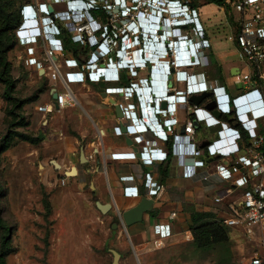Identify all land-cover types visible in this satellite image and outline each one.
Wrapping results in <instances>:
<instances>
[{
  "label": "built area",
  "instance_id": "2783aa9c",
  "mask_svg": "<svg viewBox=\"0 0 264 264\" xmlns=\"http://www.w3.org/2000/svg\"><path fill=\"white\" fill-rule=\"evenodd\" d=\"M50 1L38 5L26 4L21 10L22 22L16 34L19 42L23 43L20 45L27 48L26 63L29 66L47 63L49 69L54 70V78L60 81L62 88L53 87L49 95L53 98V94L58 93L59 107L77 105L72 84L116 83L119 85L106 88V93L123 94L127 100H132L136 93L141 94L139 83L134 82L131 75L136 77L140 68L153 69V78L150 74L149 78L139 80L144 85L155 84L153 91L150 86L144 88L151 103L141 95L145 113L139 116L140 119L147 117V107L151 108V104L156 102L158 114L152 115L157 120L155 124L148 123V126L139 124V117L134 111L139 110L137 97V102L128 107L121 105L124 118L134 123L127 127L140 149L112 155L114 160L134 159L142 165H153L166 161L165 151L156 147V140L144 141L143 134L151 131L157 139L168 141L179 122L176 116L158 121L159 116H169L166 111L161 114L162 100L168 99L170 114H176L178 105H188L192 95L208 93L207 101L215 107L192 106L195 121L187 122L186 136L176 135L178 140L187 142L180 159L181 176L185 179L200 177L208 181L211 174L207 171L202 175L201 170L214 168V174L229 183L225 190L216 193L217 203L224 202L233 192L231 185L243 190L241 202L231 205L230 215L223 217L221 223L226 227L258 228L264 234V0H224L222 5H218L222 10L226 7L233 13V41L238 58L248 68L238 69V74L233 75L236 85L245 86L235 97L229 94L226 86L209 85L205 73L188 71L208 65L211 48L195 0H89L90 7L102 12L99 18L93 14L80 16L77 10L81 0ZM197 1L200 3L202 0ZM60 5L66 6V9H57ZM49 7L53 8V12ZM142 22L150 25L148 33L144 32ZM62 35L69 37L73 44L91 51L85 62L80 58L65 57L68 50ZM41 47L44 52L40 54L38 49ZM152 49L153 53L148 52ZM143 53L149 55L148 61L133 62L132 55H138L142 60ZM59 55L64 56L66 72L60 64ZM157 56L161 61L154 60ZM119 61L128 70L130 77L127 85L121 84L125 70L118 69ZM170 67L175 71L168 88ZM179 81L186 83L184 90L175 86ZM168 90L170 94L167 98ZM181 95H187L186 102L179 97ZM54 108L52 100L38 110L52 112ZM224 115L231 118V122L224 119ZM194 122L219 128L205 148L194 141ZM116 130L119 135L123 134L120 127ZM144 177L149 197H157L164 186L155 182L150 173L144 174ZM125 178L131 180L133 177ZM125 193L135 197L140 194L138 187H127ZM175 217L176 213H172L171 219ZM155 247L163 248L164 242L156 241ZM243 264H264V254L256 252Z\"/></svg>",
  "mask_w": 264,
  "mask_h": 264
},
{
  "label": "crops",
  "instance_id": "0c3cea01",
  "mask_svg": "<svg viewBox=\"0 0 264 264\" xmlns=\"http://www.w3.org/2000/svg\"><path fill=\"white\" fill-rule=\"evenodd\" d=\"M201 3L202 1L196 6L200 11L201 23L206 29V39L211 44L209 64L193 67L188 69V71L193 74L205 73L209 85L226 86L229 94L235 97L245 89V86L242 85L243 88L237 90V92L233 90L236 88V84L234 83L232 71L235 69L248 70V68L238 58V51L233 41L234 28L232 23H229L225 11L221 7L214 3ZM206 5H211L218 9L219 14L216 13L214 16L202 13ZM62 6H57V9L60 10ZM228 39L231 41L228 42ZM226 43H231L233 54L230 55L231 51L225 50L226 46L224 45ZM67 50L65 57H74L72 50ZM148 52L153 53V49ZM147 56L144 54V57ZM59 57L60 64L63 65L64 56L59 55ZM79 58L82 62H85L88 57L87 55H80ZM131 58H133L135 63L144 60L143 57L142 60H136L135 55H132ZM125 62L128 63L129 61L126 59ZM45 65L49 64L46 63L41 68H45ZM135 67L137 66L135 65ZM157 67L159 68V66ZM63 71H67L64 65ZM150 74L152 75L151 78H153V69L140 68L138 75L131 77L134 82L139 83V94L143 95L148 103L151 102L148 100V92L144 88L150 86L153 91L155 84L144 85L139 80L149 78ZM122 76L123 81L121 84L127 85L128 77H130L128 70H125ZM116 85L119 84H72L71 90L77 99V105L59 109L55 107L52 112H40L38 110L40 106L50 104L54 100L48 95L49 100L44 104L38 105L36 110L42 118L41 131L46 127L47 129L49 128V134L53 133L52 139L48 135L44 136L43 140L44 144H52L50 155H53L54 160L51 159L50 163L57 162L60 168L57 169L53 164L54 168L56 170L64 169V178L78 185V188L87 187L90 190L84 200H86L87 208L91 209L90 212L94 211L99 215L102 222L99 228L106 230L109 227L108 229L111 232L116 233L115 238L111 239L108 236L104 240V248H109L111 254L112 250H116L121 255L120 264H128L131 262V258L135 262L137 260L139 264H148L146 257L151 254L181 249L190 242L193 243L194 238L191 226L194 213H212L216 220L221 221L223 217L230 215V207L233 203L241 202L243 190L231 185L233 192L224 202L217 203L215 201L216 193L225 190L229 183L221 181L214 174V168L206 171L201 170L200 174L202 175L206 174L205 172L207 171L211 174L208 181H204L200 177L185 179L181 176L179 159L171 154L165 162H156L153 165H142L134 159L114 160L112 158L113 154L130 153L140 149L131 133L128 132L122 135L117 133L116 128L119 127L120 123L126 126L134 123L127 117L118 119L115 107L110 103L111 100H116L124 107H128L131 103L137 102L136 97L132 100H127L123 94L107 93L108 96L105 98L100 91L101 89L106 91V88ZM56 86L62 88L60 81L58 79L55 80L53 76L48 93ZM175 86L179 90H184L186 83L179 81ZM167 87H171L170 81H167ZM208 96L199 104L190 102L188 105H178L177 113H171L167 118L159 116L158 121H164L173 116H176L179 120L174 128V134L169 137L168 141L157 139L151 131L143 134L144 141L156 140L158 143L156 145L157 148L163 149V151L173 150L175 135L186 136L187 122L189 120L195 121L192 106L209 108L211 104L207 101ZM167 103V107L170 108V102ZM151 108L147 107L148 116L142 119H140L139 110H134L137 113V118L139 117L140 125L155 124L157 118L152 115L153 112H150ZM60 110L69 111L66 122H63L66 127V135L62 134L61 129L56 128V131L53 130V123L48 125V116ZM156 114L158 112L155 111ZM227 120L231 122L232 119L227 118ZM194 125V141L199 147L203 143L213 140L219 129L218 127L210 128L203 123L197 122H194ZM180 143L183 145L182 151H185L187 142L181 141ZM82 152L85 153L86 162L81 159ZM72 170H75L76 174L68 175V172ZM146 173H150L154 181L163 185L164 189L157 197L153 198L154 205L150 211L144 213L141 222L125 226L120 220L122 212L136 207L145 197L151 198L144 186V174ZM125 177L133 178L129 180ZM127 187H138L139 196L126 195L125 188ZM98 203L110 205L111 207L107 212H102L97 206ZM90 205L91 207H89ZM172 213H176V217L173 220L171 219ZM117 227L119 232L116 230ZM227 228L228 230L232 228L234 231L243 234L250 241H254L257 244V253L264 254V234L258 228L250 230L244 226ZM156 241H163L164 248H156ZM128 254H130V258L127 256ZM148 262L150 264L152 261L149 260Z\"/></svg>",
  "mask_w": 264,
  "mask_h": 264
},
{
  "label": "rangeland",
  "instance_id": "374dc122",
  "mask_svg": "<svg viewBox=\"0 0 264 264\" xmlns=\"http://www.w3.org/2000/svg\"><path fill=\"white\" fill-rule=\"evenodd\" d=\"M14 1L11 12L16 22L6 35L12 44L8 59L10 74L16 81L13 91L16 100L5 97V85L0 81V209L8 226L12 227V252L7 264H111L113 255L109 248H104V240L108 236L115 238L116 233L109 227L99 228L102 223L99 215L90 212L84 200L90 190L78 188L65 179L64 169L56 170L50 163L54 160L50 155L52 144L43 143L48 135L52 139L53 133L49 134L46 127L41 131L42 118L36 107L49 100L55 72L49 65L45 68L29 66L27 48L16 39L23 7L51 1ZM209 1L202 0L201 4ZM65 9L66 6L60 7V10ZM223 11L231 23L232 11L226 7ZM202 13L215 16L219 11L206 5ZM224 46L233 54L231 43ZM38 51L44 52L42 47ZM42 69H46L44 74H41ZM242 88L237 84L233 90L237 92ZM68 112H54L48 116V125L53 123V130L61 129L66 135L64 123ZM26 137L38 141L31 143ZM116 230L119 232L118 227ZM228 231L230 240L224 245L198 249L190 242L181 249L151 254L146 257L147 263L150 260V264H243L257 252V244L232 228ZM3 232L0 230V237ZM127 256L130 258V254ZM130 261L128 264H139L133 258Z\"/></svg>",
  "mask_w": 264,
  "mask_h": 264
},
{
  "label": "trees",
  "instance_id": "16d2710c",
  "mask_svg": "<svg viewBox=\"0 0 264 264\" xmlns=\"http://www.w3.org/2000/svg\"><path fill=\"white\" fill-rule=\"evenodd\" d=\"M223 2L224 0L209 1V3H214L216 5H222ZM194 3L199 4L197 0H195ZM14 5V0H0V81L5 85L4 95L9 100H16L13 95L16 81L10 74V64L8 59V53L11 50L12 44L6 35L16 22L15 14L11 12ZM92 14L96 18L102 16V12L98 10H93ZM231 20L234 21V16ZM61 37L65 42L66 48L72 50L74 57L79 59L80 55H87V57L90 56L91 51L88 49H85L79 44H73L69 37H65L64 35ZM16 39L19 42L17 35ZM223 118L227 119L228 117L224 115ZM25 140L30 141L31 143H36V141H38L31 137H26ZM0 230L4 231L0 237V264H7V257L12 252V227H9L8 223L3 218L1 209ZM191 230L194 238L193 244L198 249H208L214 246L224 245L230 240L228 228L224 226L221 221L216 220L212 213H194Z\"/></svg>",
  "mask_w": 264,
  "mask_h": 264
},
{
  "label": "water",
  "instance_id": "95a60500",
  "mask_svg": "<svg viewBox=\"0 0 264 264\" xmlns=\"http://www.w3.org/2000/svg\"><path fill=\"white\" fill-rule=\"evenodd\" d=\"M49 10H50V12H53L52 7H49ZM54 58L56 59V57H54ZM44 73H45V69L41 70V74H44ZM236 74H238V69H235L232 71V75H236ZM170 78H172V77H170ZM100 91H101L103 97L106 98L108 96L105 89H101ZM208 95H209L208 93L192 95L190 97V102H194V103L199 104ZM53 99H54L55 107L57 109H59L60 107L57 103L58 93L53 94ZM110 103H111V105H113L115 107L117 118L118 119H124V113H123V109L121 107V104L118 103L116 100H111ZM214 107H215L214 104H211L209 106L210 109H213ZM160 108L166 109L167 108V102L162 101L160 103ZM156 109H157V105H156V102H154V103H152V109L150 110V112L155 113ZM216 115H218V113H216ZM119 127H120V130L123 134L128 133V127L126 125H124L123 123H120ZM208 144H209V142H205L200 147L205 148L208 146ZM81 159L86 162V156H85L84 152H82V154H81ZM53 164L57 167V169L60 168V165L57 162H53ZM75 174H76L75 170L68 172V175H75ZM153 205H154V199L145 197L142 199L140 204H138L136 207H133L132 209H129L127 211L122 212V214L120 215V220L124 223L125 226H131L135 223L141 222L143 220L144 213L150 211L152 209ZM97 206L99 207V209L102 212H107L111 207L110 205H101L100 203H98ZM111 252L114 256L113 264H120L119 261H120L121 255L116 250H112Z\"/></svg>",
  "mask_w": 264,
  "mask_h": 264
},
{
  "label": "clouds",
  "instance_id": "9594fccd",
  "mask_svg": "<svg viewBox=\"0 0 264 264\" xmlns=\"http://www.w3.org/2000/svg\"><path fill=\"white\" fill-rule=\"evenodd\" d=\"M90 6H91V4H90L89 0H81L80 8H78V10H77L78 11V14L80 16L81 15H87V14H90L91 15L92 14V11L94 10V8H92ZM143 59L146 60V61H148V56L147 57H143ZM117 67H118L119 70H127V68L124 67V64H123L122 61H119L118 62ZM174 71H175V68L170 67V72L171 73L168 76V81L171 80L170 77H172V73H174ZM131 77H132V75H131ZM118 81H119V79L117 80V82ZM169 94H170V91L168 90L167 91V98L169 97ZM139 96H140V98H139ZM136 97H137L138 102H139V112L143 116L144 113H145V110H144V106L142 105V100H141L142 96L141 95H138L136 93ZM179 97L180 98H184V102L187 101L186 100L187 95H181ZM162 101L169 102L168 99H163ZM160 111H161V114H164L163 111H166L167 113L170 114V108H168V107L166 109H164V110L160 108ZM128 132H129V130H128ZM181 141L182 140H178L177 137H176V135H175L174 142H173V144H174L173 150H171V151H165L164 152V154H165V160H167L169 158V155L171 154L173 157H176V158L179 159V166H180V159L182 158V156L184 154L183 152H185V151H182L183 145H181V143H180Z\"/></svg>",
  "mask_w": 264,
  "mask_h": 264
},
{
  "label": "bare ground",
  "instance_id": "6f19581e",
  "mask_svg": "<svg viewBox=\"0 0 264 264\" xmlns=\"http://www.w3.org/2000/svg\"><path fill=\"white\" fill-rule=\"evenodd\" d=\"M142 24H143V29L145 30L144 32L145 33H148V31H149V29H150V25L149 24H147V23H145V22H142ZM148 27V28H147ZM191 53H192V51H191ZM142 57H144V54L142 55ZM139 60V57H138V55H136V60ZM157 59H159L158 61H161V58L159 57V56H157L156 58H154V60H157ZM126 61V60H125ZM135 64V63H134Z\"/></svg>",
  "mask_w": 264,
  "mask_h": 264
}]
</instances>
